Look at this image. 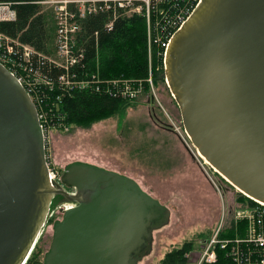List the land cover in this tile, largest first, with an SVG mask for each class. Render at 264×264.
Instances as JSON below:
<instances>
[{"label": "water", "instance_id": "95a60500", "mask_svg": "<svg viewBox=\"0 0 264 264\" xmlns=\"http://www.w3.org/2000/svg\"><path fill=\"white\" fill-rule=\"evenodd\" d=\"M165 75L193 146L264 203V0H201L172 38ZM61 180H50L35 103L0 64V264H26L57 198L75 206L54 223L42 264H140L171 222L125 173L75 160Z\"/></svg>", "mask_w": 264, "mask_h": 264}, {"label": "rangeland", "instance_id": "374dc122", "mask_svg": "<svg viewBox=\"0 0 264 264\" xmlns=\"http://www.w3.org/2000/svg\"><path fill=\"white\" fill-rule=\"evenodd\" d=\"M0 12L14 17L15 9ZM134 15L140 14L129 17ZM150 74L152 83H146L144 92L136 100L128 101V106L90 124L71 123L67 119V128H51L48 162L61 174L68 163L84 160L135 178L172 210L170 224L155 231L154 249L140 264H162L159 259L164 252L186 242H193L186 253L187 264H195L205 240L218 227L223 210L229 221L228 236H233L237 230L244 231V227L235 225V212L256 202L220 173H214V167L204 166L184 127L161 58L153 57L148 77ZM208 173L222 186L225 202ZM60 201L56 199L54 205ZM52 235L53 228L41 235L36 263L42 264Z\"/></svg>", "mask_w": 264, "mask_h": 264}, {"label": "built area", "instance_id": "2783aa9c", "mask_svg": "<svg viewBox=\"0 0 264 264\" xmlns=\"http://www.w3.org/2000/svg\"><path fill=\"white\" fill-rule=\"evenodd\" d=\"M184 2L185 4H181L179 0H39L37 3L51 9L54 17L56 30L50 52L37 50L31 44L8 34L2 22L14 20L16 10L14 17L0 12V64L25 87L37 107L45 137L47 160L49 130L55 127L67 128V117L62 108L66 98L78 92H90L130 102L136 100L144 92L146 83H152L153 80L151 74L147 79L126 76L103 78L99 73V62L93 71L85 61L89 42L84 34L85 20L99 13L109 12L113 19L106 27L112 29L117 18L128 17L133 13L142 14L145 11L148 20L149 65L153 67V50L157 45L158 57L162 59L165 69L172 38L190 18L201 0ZM13 6V2H0V10ZM44 65L51 70L57 69L58 75L54 76L43 70ZM48 165L50 180L61 185L62 174L49 162ZM209 178L224 200L222 186L212 175L209 174ZM67 189L75 192L73 188ZM54 204L51 205L42 232L52 229L54 223L75 206L70 202ZM224 207L226 208L225 204ZM235 213V225L237 228L239 225L244 227V231L239 232L236 229L235 235L224 236L228 234L229 222L224 209L218 227L205 240L200 259L195 264L217 262L219 249L226 252L233 264H264V204L256 202V205L238 209Z\"/></svg>", "mask_w": 264, "mask_h": 264}, {"label": "trees", "instance_id": "16d2710c", "mask_svg": "<svg viewBox=\"0 0 264 264\" xmlns=\"http://www.w3.org/2000/svg\"><path fill=\"white\" fill-rule=\"evenodd\" d=\"M38 1L0 0V2H13V8L16 10V18L2 22V26L8 34L19 38L22 42L31 44L37 50L50 52L53 49L56 30L54 17L51 9L45 10L37 3ZM184 1L179 0L181 4H185ZM112 19V13L103 12L85 20L84 34L89 39L85 61L93 71L99 62V73L103 78L126 76L147 79L149 76V47L146 14L119 17L114 20L113 28L108 29L106 25ZM158 53L159 47L155 45L154 60H157ZM42 68L49 74L58 75L57 69L51 70L47 65ZM126 106H128V101L125 100L90 92H78L66 98L62 108L67 117L66 122L68 119L71 123L90 124L93 120ZM38 246L37 244L26 264H40L36 263ZM192 247L193 242H186L182 247L174 248L165 255L162 264H187L186 253ZM212 264H233V262L224 250L219 249L218 260Z\"/></svg>", "mask_w": 264, "mask_h": 264}, {"label": "bare ground", "instance_id": "6f19581e", "mask_svg": "<svg viewBox=\"0 0 264 264\" xmlns=\"http://www.w3.org/2000/svg\"><path fill=\"white\" fill-rule=\"evenodd\" d=\"M198 153H199V157L200 158H202L203 159V162H204V164H206V166L207 165H209V166H211V167H214L207 159H206V157L205 156H203L199 151H198ZM214 169H215V171L216 172H218V173H220L215 167H214ZM223 177H225L235 188H237V189H239L242 193H244L245 195H247L248 197H250V198H252L251 196H249L248 194H246L243 190H241L239 187H237V186H235L226 176H224L222 173H220ZM75 190V189H74ZM74 193V192H73ZM252 199H254V198H252ZM254 200H256V199H254ZM59 201V200H58ZM256 201H258V200H256ZM61 202V201H60ZM259 203H261V204H264L263 202H260V201H258ZM72 203V202H71ZM56 204V203H55ZM73 205H75V203H73ZM46 231V230H45ZM45 231H43L41 234H40V237H39V239L41 238V235L42 234H44L45 233ZM39 239H38V241H39ZM37 244H38V242L36 243V246H37ZM36 246L34 247V250H35V248H36ZM33 250V251H34ZM28 261V260H27Z\"/></svg>", "mask_w": 264, "mask_h": 264}, {"label": "crops", "instance_id": "0c3cea01", "mask_svg": "<svg viewBox=\"0 0 264 264\" xmlns=\"http://www.w3.org/2000/svg\"><path fill=\"white\" fill-rule=\"evenodd\" d=\"M170 251H171V250H167V252H164V253L162 254V256L160 257L159 262H162V260L164 259L165 255H166L168 252H170Z\"/></svg>", "mask_w": 264, "mask_h": 264}, {"label": "flooded vegetation", "instance_id": "af4514ba", "mask_svg": "<svg viewBox=\"0 0 264 264\" xmlns=\"http://www.w3.org/2000/svg\"><path fill=\"white\" fill-rule=\"evenodd\" d=\"M55 200H56V199H55ZM55 200H54V202H55ZM54 202H53V203H54Z\"/></svg>", "mask_w": 264, "mask_h": 264}]
</instances>
